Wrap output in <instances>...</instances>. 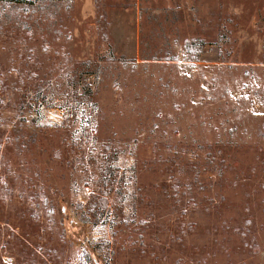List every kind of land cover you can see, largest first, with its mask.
Listing matches in <instances>:
<instances>
[{
  "label": "rangeland",
  "instance_id": "rangeland-1",
  "mask_svg": "<svg viewBox=\"0 0 264 264\" xmlns=\"http://www.w3.org/2000/svg\"><path fill=\"white\" fill-rule=\"evenodd\" d=\"M0 264H264V0H0Z\"/></svg>",
  "mask_w": 264,
  "mask_h": 264
},
{
  "label": "trees",
  "instance_id": "trees-1",
  "mask_svg": "<svg viewBox=\"0 0 264 264\" xmlns=\"http://www.w3.org/2000/svg\"><path fill=\"white\" fill-rule=\"evenodd\" d=\"M19 2L23 4L22 1H19ZM96 205H98V206H96ZM101 208H102V207L100 206V203H99V204H96V202H95V205H93V206L91 207V209H92L93 211H95V212H93V215H96V214H97L96 209H97V211H98V210H101Z\"/></svg>",
  "mask_w": 264,
  "mask_h": 264
}]
</instances>
